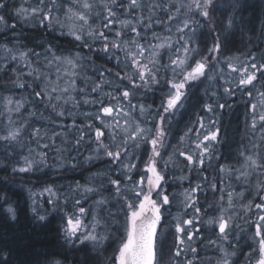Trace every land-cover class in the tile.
Returning a JSON list of instances; mask_svg holds the SVG:
<instances>
[{
	"label": "snow or ice",
	"instance_id": "obj_1",
	"mask_svg": "<svg viewBox=\"0 0 264 264\" xmlns=\"http://www.w3.org/2000/svg\"><path fill=\"white\" fill-rule=\"evenodd\" d=\"M245 7L246 0H232L225 19L217 22L218 0H22L18 5L0 0V31L14 32L16 24L8 23L13 16L30 24L39 36L49 37L37 45L39 52L15 36L17 44H0V71L7 75L11 68L16 74L11 82L31 89L29 116L37 117L43 105L50 110L49 122L55 124L56 118L71 116L82 105L94 106V112L84 113L87 123L73 120L74 133L65 126L63 135L49 136L31 121L21 120L15 126L10 116L0 129L4 149L0 171L12 176L51 167L48 152L39 148L52 147L66 169L80 167L72 153L79 154L82 146L89 153L86 162L102 160L108 166L85 184L69 186L67 192L53 185L39 193L29 190L32 219L41 228L58 221L55 232L63 242L60 248L66 245L84 252V264L90 251L104 255L106 245L113 244L116 247L105 264H164L165 257L168 264H240L235 232L240 228L236 221L243 220L257 245H249L246 264H264V51L247 52L243 62L239 57L221 60L234 43L229 35L235 37L236 19ZM60 37L67 38V49L59 43ZM83 49L95 59L81 55ZM97 60L102 61L100 69ZM225 68L238 74L235 83L224 77ZM218 80L223 81L219 89ZM78 81L84 86L78 87ZM201 88L206 101L199 95ZM238 90L246 97L251 147L241 143L236 168L219 162L215 145L220 142L219 113L232 107L229 101ZM157 91L159 103H147V94ZM193 97L202 105L201 114L172 145L168 139L172 121ZM3 99L9 113L28 110L19 99ZM185 138L194 148L181 147ZM57 139L63 147H53ZM33 143L37 148L31 147ZM177 157L183 158L182 171L188 173L180 179L189 181L179 194L182 199L165 187L167 171ZM213 160L216 178L210 179L204 173ZM193 172L200 175L195 184L190 179ZM217 179L224 187L218 186ZM234 182L241 190L232 187L225 193ZM205 187L220 193L214 203H208L207 195L200 203L199 193ZM89 198L92 204L86 208ZM19 211L18 204L0 195V217L17 221ZM204 229H210L211 236L204 237ZM205 242L219 255L202 261L200 249ZM60 248L41 253L36 264H66L68 256ZM0 264H11L10 250L0 248Z\"/></svg>",
	"mask_w": 264,
	"mask_h": 264
},
{
	"label": "trees",
	"instance_id": "obj_2",
	"mask_svg": "<svg viewBox=\"0 0 264 264\" xmlns=\"http://www.w3.org/2000/svg\"><path fill=\"white\" fill-rule=\"evenodd\" d=\"M17 1L18 0H13V3L18 5ZM231 3L232 0H218L220 10L216 13L217 22L225 19ZM246 4L247 7L237 16L235 37L229 35V39L234 40L233 44H235V46L232 49L229 48L225 50L221 57L229 56L230 54H245L249 51L260 54L264 51V37L261 36V27L264 25V0H246ZM240 16L243 17L242 23ZM8 23L16 24V28L14 32L7 28L0 31V44L8 41L17 44V39H14L15 36L18 38L19 43L27 45L28 48L35 47L36 51L39 52L41 49L37 47V45L42 42L46 43L49 39L46 34L44 36H39L33 31L30 24H23L17 21L13 16L8 17ZM54 35H58V33H54ZM59 43L63 48L67 49L69 47L66 37H60ZM9 46L11 47L12 44H9ZM70 51H76V49H70ZM82 52L88 53L86 51ZM2 53L3 52L0 51V54ZM88 56L95 59L93 53H89ZM15 66L16 65L13 64L11 67ZM15 75L16 74L11 71V68H9L7 75L4 71H0V103H2L4 97L19 99L27 105L28 110L25 111L22 109L21 113L18 115L29 116L28 113L32 110L31 105L28 104V101L31 99L29 95L31 89L25 90L16 87L11 82L15 79ZM21 82H23V78H21ZM148 94L151 96L152 100H155L154 97H160L161 95L157 92ZM199 95L204 96V89H201ZM207 99L208 98H206L205 101ZM229 102L232 104V107L225 108L220 114V121L223 124L220 126V142L218 143L216 151L217 155L221 157L220 163L237 165L236 154L238 150H240L241 143L245 144L246 142L243 134L245 130V126L243 125L245 112L242 110L246 107L240 99L237 101L232 99ZM197 106H199L197 98L194 100L191 99L187 102L185 110L182 113H177V117L171 124L172 134L177 132L178 127L186 126L184 124L190 122L186 114H189L190 108ZM40 113L43 115L48 114V110H45L43 105H41L39 106L37 115H40ZM1 119H3V117H0V129L5 126V123L7 124V122L3 124ZM174 139L173 137V141ZM3 151V147L0 146V162H3L4 159L2 155ZM25 154H27L26 150ZM40 172L42 173V177L34 176L35 173L12 176L10 173L0 171V195H6L14 204H18L20 209L17 221L4 220L3 217H0V248L11 251V264H36V261L41 259V253L60 248V245L63 243L62 240L57 238V233L55 232L57 224H55L54 220H52V223L47 228H41L38 222L32 219V214L29 210L30 207L26 205L25 199L30 195L29 190L32 192H40L46 185H53L61 192H65L67 187L75 186V183L80 180V175L78 173H72L66 177L67 179L65 180L63 176L58 177V174L54 173L55 171L43 170ZM166 178H169L173 182V187L181 186L175 175L173 176L168 173ZM5 180L8 181L6 187L4 185ZM172 186L170 183L165 185L169 191L170 188H173ZM89 200L92 202V198H89ZM106 247L107 252L104 255L98 256L96 252L90 251L87 257L88 264H99L98 262L100 261H104L105 263L106 257L110 256L108 252L110 251V247L107 245ZM60 250L65 252L68 256L66 264H84L86 259L84 252H76L66 245L60 248ZM238 257H241V251L238 252ZM166 263H168V259L165 257L164 264Z\"/></svg>",
	"mask_w": 264,
	"mask_h": 264
},
{
	"label": "bare ground",
	"instance_id": "obj_3",
	"mask_svg": "<svg viewBox=\"0 0 264 264\" xmlns=\"http://www.w3.org/2000/svg\"><path fill=\"white\" fill-rule=\"evenodd\" d=\"M234 46H235V44H232V45L229 46V48L232 49ZM83 51L88 52L87 49H83ZM254 53H256V52H254ZM88 54H89V52L88 53H84V52L81 53V55H84V56H88ZM245 54H238V55H245ZM256 54H259V53H256ZM101 55H103V54H101ZM1 61H0V63H1ZM101 65H102V61L97 60L96 61V66L98 68H100ZM108 66L111 67L112 64L110 63ZM205 87H207V85H205ZM201 89H203V88H201ZM157 93L159 95L161 94L159 91H157ZM154 96H156V95H154ZM154 98H155L156 103L158 104L159 103V100H160V97L157 96V97H154ZM195 98L196 97H193L192 100H194ZM206 98H208V97L207 96H204V100ZM145 99H146L147 103H152V101H153L151 99V96L149 94H147V96L145 97ZM197 101H198V99H197ZM153 107H155V105H153ZM201 107H202V105L199 103V106L190 108L191 110H189V114H186L187 118H189L190 123L192 121H194L199 114H201ZM90 109L91 108H90L89 105H82L80 108L75 109L73 111V114L71 116L66 115L63 118H56L55 124L50 123L49 122V118L50 117L49 118H45L44 115H37V117L33 118V117H30V116H21V115H15L14 116V114H15L14 113V114H12L11 119L16 122L15 123V126H19V123L21 122V120L31 121L34 124V126L41 127V131L42 132H47L49 136L53 132H59V133H61L63 135V133H64V127L67 125L66 124L67 121H68L69 130L72 133H74L76 131L74 128H70V126L72 125L73 120H76L77 124L81 123L82 121L84 123H87L88 121L85 119L84 113L85 112H89ZM2 110H3V105L0 103V111H2ZM7 112H0V117H3L4 115L8 114ZM48 115L50 116V110H48ZM8 117L9 116L7 115V116H4L3 117V119H5V120L1 119L2 122H3V124L5 122H7ZM222 124L223 123H221V121H220L219 127ZM5 125H6V123H5ZM29 131H30V129H29ZM24 139L25 140H28L27 133H25ZM68 139L71 140V136H69ZM168 139H169V143L170 144H172V145L175 144L174 141H173V136L172 135H170ZM44 142H47V141L45 140V141H42L41 143H44ZM31 147L37 148L36 144H34V143L31 145ZM53 147H63V145L61 144V141L59 139H57L56 140V144ZM170 149L171 148H169L168 151ZM37 150L38 151H47L48 152V163H49V165H51V167L43 168L41 171H43V170L53 171V172L55 171L54 173L58 174L57 175L58 177L63 176L65 178V180L67 179L66 177H68L70 174H72V173H78L80 175V180L77 181V182H79L80 184H85L88 180H90L93 177L94 174H96L97 172L101 171L105 167H108L102 160L93 161L91 163H88L85 160L84 161L81 160L80 161V167H78L76 169H71V168H67L66 169V168H64V167L61 166L63 164V160H61V159L56 160V157L58 156V154L53 151L52 147H50L49 149L39 148ZM83 150H85L84 146L81 147V150L80 151H83ZM65 153H66L67 156L69 155L68 152H65ZM87 153H85V154H87ZM176 160L177 161H176L175 165H170L169 166L168 173L169 174H172L173 176L175 175L177 178L178 177H181V176H184V175H187V173L185 171H182V169H184V164L182 163L183 158L182 157H177ZM41 174L42 173L40 171H38V172H36L34 174V176L36 175V176L42 177ZM213 178H216L215 175H213L211 177V179H213ZM178 180H179L178 182H179V184L181 186H177V187H173L172 186L173 188L172 189L170 188L171 191L175 192L176 188L183 189V188L189 186V182L187 180H182V181L180 179H178ZM195 181H198V179H195V178L192 179V183L195 182ZM217 183H218V186H220L218 180H217ZM209 191H210V189L207 188L205 192L203 191L202 193H199V200H200V203L201 204H204L205 203V195H207L208 203H214L215 202L214 197L208 196V192ZM36 193H39V191H37ZM45 197H46V194H45ZM45 197H42V199L45 198ZM25 202H26V205L28 207H30L31 201L29 200V196L26 197ZM172 210L177 211V208L175 206H173L172 207ZM54 222H55V224L58 223L57 220H54ZM206 233H207V231H206V229H204L202 231V235L204 237H206V235H207ZM210 234H211V231H210ZM209 236H211V235H209ZM115 247H116V245H112L110 247V251H108L110 253V255L112 254V251H113V249ZM239 251H241V254H242L241 248H238L237 249V258H239L238 257V252ZM166 259H168V258L166 257ZM98 263L99 264H105L104 261H100Z\"/></svg>",
	"mask_w": 264,
	"mask_h": 264
},
{
	"label": "rangeland",
	"instance_id": "obj_4",
	"mask_svg": "<svg viewBox=\"0 0 264 264\" xmlns=\"http://www.w3.org/2000/svg\"><path fill=\"white\" fill-rule=\"evenodd\" d=\"M21 2H22V0H18V1H17L18 4L21 3ZM164 2L167 3L168 0H164ZM158 15L163 16L164 14H163V13H158ZM120 18H121V19H129L130 17H127V16H121ZM156 31H157V32H160V29H156ZM149 38H150V37H149ZM0 56L2 57V56H3V53L0 54ZM228 57H232V58L239 57V62H243L244 59H245V55H238V54H236V55H229ZM223 59H224V56L221 57V60H223ZM233 62H234V63H238L235 59L233 60ZM96 68H97V69H100V68H98L97 66H96ZM88 74L91 75L92 73L89 71ZM82 75H83V73H82ZM223 75H224L225 78H232L234 83H235V80L238 78V74H237V73H230V71H229L227 68H225V71H224ZM221 85H223V81H222V80H218V81L216 82L215 87H217V88L219 89ZM83 86H84V85L80 84L79 81H78V87H83ZM257 88H259V84H257ZM232 99H235V101H237V100L240 99V101H242V102L244 103L246 97H244V96L242 95V93L238 90L237 93H236V96L233 97V98H231V100H232ZM231 100H230V101H231ZM1 104L3 105V110L0 111V112H7L6 109H5V107H4V100L2 101ZM89 106H90V105H89ZM67 107H71V105H68ZM90 108H91V109L89 110V112H94V106H90ZM242 110L245 112L244 117H243V118H244V121L242 120V121H243V125L245 126V130H244V132H243L244 137H245V140H246L245 145H248V147H251V144L249 143V137L251 136V131H250V129H249L248 126H247V125H248V117H247L246 108H243ZM7 113H8V114H6V115H4V116H7V115H8V116L12 117V114H14L15 112H11V113L7 112ZM220 114H221V112L219 113V119H220ZM15 115H18V114L15 113L14 116H15ZM4 116H3V117H4ZM44 116H45V118H49V117H50V116H48V114H44ZM45 118H44V119H45ZM196 119H197V118H196ZM196 119H195L194 121H192L191 123L189 122V123H187V124H184V125H186V126H180V128L178 127L179 129H177V132H175V133L172 134V136L175 138V139H174V143H175L174 145H177V144H178V141H179L180 136L184 135V133L187 131V129H188L189 127L194 126ZM205 120L207 121V116L205 117ZM66 124H67L66 126H68V121L66 122ZM192 139H195V137L192 136ZM255 141H256L257 143L260 142V134H259V132H257L256 135H255ZM181 147H182V148H186V147H193V148H194V145L191 144V141H190L188 138H185L184 145H182ZM215 148H216V149L218 148V144L215 145ZM171 151H173V150L170 149L169 152H171ZM84 152L87 153L85 150H83V151H80L79 154L73 152L72 155L77 156V160L80 162L81 160L84 161V157H86V156L89 154V153L85 154ZM216 153H217V151H216ZM82 154H83V155H82ZM64 157H65V158L68 157V156L66 155V153H64ZM58 159H59V157L57 156V157H56V160H58ZM175 159H176V158H175ZM176 161H177V160H176ZM216 164H217V161H216V160H213V161H212V166L208 168L207 173H204V175H209V178H210V179H211V177H212L213 175H215V177H216V174H213V168L216 166ZM232 166H234V167H236V168H239V167H240V164L232 165ZM168 171H169V170H168ZM168 171H167V175H168ZM185 172H186V171H185ZM186 173H187V172H186ZM187 174H188V173H187ZM170 178H171V177H170ZM194 178H195V179H198V181L193 182V184H195L196 182H199V180H200V175H198V174L195 173V172L191 173V175H190V179L192 180V179H194ZM166 179H167V184L170 183V185L172 186V185H173V182H172L169 178H166ZM178 179H180V177H178ZM180 180H181V179H180ZM217 180H218V179H217ZM181 181H182V180H181ZM187 181H188V180H187ZM188 182H189V181H188ZM226 183H227V181H226ZM167 184H166V185H167ZM220 187H224V185H220ZM232 187L236 188L237 191L241 190V186H240V184L234 182V183L232 184L231 187H228V188L225 189V193H226V191L231 190ZM68 188H69V187H67V188L65 189V192H67ZM186 188H188V186L185 187V188H183V189H181V188H176L175 192L171 191V189H172V188H171V189H170V192H173V193L177 194V195H178V198H179V199H182V197H180L179 194L182 193V192L184 191V189H186ZM206 189H207V187H205L204 192L206 191ZM201 193H202V192H201ZM219 195H220V193H212L211 190L208 192V196H212V197H215V198H218ZM226 199H227V197H226V194H225V203H226ZM91 204H92V202H90V200H88L87 202H85V207H86V208H87V207H90ZM171 211H172L173 215H175L176 212H177V211L172 210V209H171ZM236 222L240 224V228L236 230L235 235H236L237 237H239V239H238V248H241V250H242L241 257L238 258V259H239L240 264H246V261H245V258H244V254H246L247 252H249V251L251 250V249L249 248V245L251 244L253 247H257V245H256L255 241L252 240V231L249 229V226H248L247 224H245L243 220H237ZM206 231H207V233H206V234H207L206 237H208L209 235H211V234H210V229H206ZM197 242H198V241H197ZM233 243H237V241H236V240H233ZM217 255H219V254L216 253V252H215L214 250H212L211 248H208V247L206 246V242H205V246H202L201 249H200V256H201V258H202V261H206V260H207V257H210V256H211V257H215V256H217ZM166 264H168V263H166Z\"/></svg>",
	"mask_w": 264,
	"mask_h": 264
}]
</instances>
